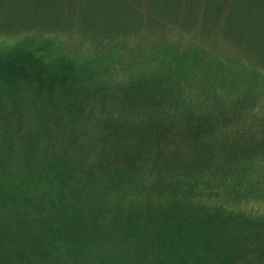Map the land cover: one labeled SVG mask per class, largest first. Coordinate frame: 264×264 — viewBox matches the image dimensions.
I'll return each mask as SVG.
<instances>
[{
    "label": "trees",
    "instance_id": "16d2710c",
    "mask_svg": "<svg viewBox=\"0 0 264 264\" xmlns=\"http://www.w3.org/2000/svg\"><path fill=\"white\" fill-rule=\"evenodd\" d=\"M84 1L31 0L30 10L44 19L50 13L53 25L21 27L20 21L0 35L50 38L78 30L95 42L93 61H108L124 54L123 45L143 24L157 32L178 21L192 28L201 2L193 7L187 0L182 20L179 0L175 14L163 20L144 21L138 12L136 26L102 30L77 23ZM203 1L212 8L201 16L210 28L229 5ZM175 26L181 37L173 46L145 49L137 56L138 73L119 85L99 79L98 69L48 60L42 49L24 44L0 52V264H264V217L235 209L238 194L217 201L210 212L194 200L204 190L200 179L207 166L201 159L218 141L214 125L224 106L215 97L203 107L198 97L216 75L229 87L226 71L241 69L243 62L196 42L185 45L184 30ZM248 26L238 21L229 33L253 64L257 56L242 38ZM257 69L244 70L253 83ZM108 96L118 98L119 110L90 104ZM189 128L188 142L173 139ZM261 140L260 155L223 166L241 167L231 192H241L246 176L264 179ZM224 187L230 189L227 182Z\"/></svg>",
    "mask_w": 264,
    "mask_h": 264
},
{
    "label": "rangeland",
    "instance_id": "374dc122",
    "mask_svg": "<svg viewBox=\"0 0 264 264\" xmlns=\"http://www.w3.org/2000/svg\"><path fill=\"white\" fill-rule=\"evenodd\" d=\"M30 1L0 0V29H9L20 21L21 27H26V24H42L51 20L50 13L45 14L48 17L47 19H44L40 15H35L37 13H34L29 8ZM190 1L194 7L197 0ZM223 1L229 7L225 8L223 15L210 28L202 24L201 16L204 13V9L206 10V7L209 9L207 3L206 7H204L203 0L197 6L199 22L197 21L195 26L187 29V27L182 25L181 21L174 24V26L176 25V29L184 30L185 37L182 41H184L185 45H187V42L188 44L196 42L214 55L226 52L233 53L234 56L240 57L239 60H242L241 62H243L244 66L241 69L238 68V70L226 71L228 75L230 74L228 76L229 82L231 81L229 87L225 88L226 85L221 86L222 81L219 75H216V78L209 85L210 88L208 86L204 95L201 94L198 97L199 100L197 98V104H201L203 107H205L207 100L215 97L218 98L219 104L224 106L221 113L216 116L217 123L214 125L213 132L214 135H217L218 141L214 144L213 148L212 143L208 144L209 147L204 153V159H201L203 161L202 164L207 166L205 168L207 171L206 175L201 179L199 178L203 181L201 187L204 190L194 200L196 204L207 208L208 212H210L217 201L220 203L227 202V199L233 195L236 200V195L238 194L239 197L235 209L242 211L247 216L253 217V219H259V217H264V179L256 181L252 176H246L243 179L241 192H231L236 186L234 181L235 179L238 180V176L240 175L239 169L241 167L227 168L223 166L232 162L234 163V167H236L237 162H243L252 155H260L262 153L260 144L262 142L261 139L264 138V133H262L264 131V0ZM178 2L179 0H129V2L127 0H85L82 5L84 8L83 12L76 15L78 19L77 23H82L93 28L98 26L102 30L108 28L110 25L118 29L131 28L132 26H136L140 19L137 14L138 12L143 15L144 21L148 17L149 19H162V16L166 17L175 14ZM188 6L187 0H181L178 13L181 20L183 16L187 15ZM209 10L208 14L211 13L212 8ZM58 11L59 9L56 8L55 12L58 13ZM241 20L246 21L249 25L246 27L245 32L242 31L244 33L242 38L249 43L251 50L257 56V63L253 62V64H250L253 60L247 57V52L245 53L243 50L244 44L232 39L229 33L232 27L236 26L238 28L237 22ZM179 23H181V26ZM49 24H52V22H49ZM54 24H57V22L54 21ZM174 26L165 31L160 30L157 32L158 30H150L143 24L137 33H133L132 37H129L127 44L123 45L125 46L124 54L120 57L108 58V61H93L95 57L93 54V44L95 42L91 37L83 35L78 30L59 33L50 38L46 36L40 37L37 33L0 35V52H4L15 45L24 44L38 50L42 49L48 60L63 61L70 59L74 63L76 62V64H86L88 70L90 68L94 70L98 69L99 79L111 78L119 85L121 83L124 84L129 79L131 73L134 75L138 73L139 67L142 65L138 62V57L141 56V53L145 49H149L151 45L155 44L167 47L171 42V47L173 46L174 41H177L178 36H180V34L174 31ZM118 45V43L114 44L115 47ZM126 45H129L128 49H126ZM238 48L239 52L237 51ZM254 48L256 49L254 50ZM246 67H249L250 70L256 67L259 68L257 69L259 78L254 83L244 73ZM20 90H23V87ZM211 93H214V96L209 97ZM90 98L91 101H94L92 97ZM117 99L115 96L111 98L108 96L104 100L96 99L95 102L99 104L98 106L94 102L90 104H93L95 108L103 106L114 112L120 108ZM239 120H244V122L240 123ZM241 124L243 125L242 129L236 126H240ZM178 127V130H183L180 125ZM191 129L187 130V134L179 133L173 136V139L180 141L187 137L188 142L191 136ZM199 134H201V131ZM183 164L184 167L188 165L187 162H183ZM197 165V168H201L200 162ZM234 170V176L229 180ZM226 182L231 190L224 187V183ZM254 230L256 231V229ZM259 239L264 241V238ZM252 248L254 247L252 246ZM261 248L262 246L259 249ZM249 263L253 264L252 262Z\"/></svg>",
    "mask_w": 264,
    "mask_h": 264
}]
</instances>
